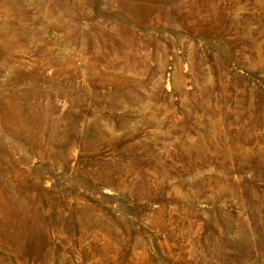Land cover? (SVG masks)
I'll return each mask as SVG.
<instances>
[{
    "label": "rangeland",
    "instance_id": "374dc122",
    "mask_svg": "<svg viewBox=\"0 0 264 264\" xmlns=\"http://www.w3.org/2000/svg\"><path fill=\"white\" fill-rule=\"evenodd\" d=\"M0 264H264V0H0Z\"/></svg>",
    "mask_w": 264,
    "mask_h": 264
}]
</instances>
